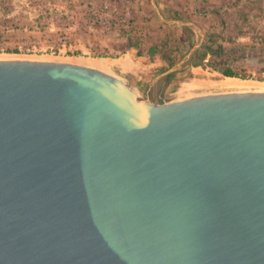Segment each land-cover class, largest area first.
<instances>
[{"label": "water", "instance_id": "water-1", "mask_svg": "<svg viewBox=\"0 0 264 264\" xmlns=\"http://www.w3.org/2000/svg\"><path fill=\"white\" fill-rule=\"evenodd\" d=\"M198 47L146 95L0 58V264H264V91L152 93Z\"/></svg>", "mask_w": 264, "mask_h": 264}, {"label": "rangeland", "instance_id": "rangeland-1", "mask_svg": "<svg viewBox=\"0 0 264 264\" xmlns=\"http://www.w3.org/2000/svg\"><path fill=\"white\" fill-rule=\"evenodd\" d=\"M154 2L160 15L152 0H0V58L107 59L113 63L111 73L128 78L146 95L148 84L162 74L159 69L177 65L212 34L208 45L225 50L212 61L233 66L241 79L264 83V0ZM163 18L191 21L195 27ZM200 47L152 93L163 90L162 98L172 101L234 91L210 85L223 79L218 71L193 66ZM137 61L150 68L134 73ZM198 81L204 85H194Z\"/></svg>", "mask_w": 264, "mask_h": 264}, {"label": "bare ground", "instance_id": "bare-ground-1", "mask_svg": "<svg viewBox=\"0 0 264 264\" xmlns=\"http://www.w3.org/2000/svg\"><path fill=\"white\" fill-rule=\"evenodd\" d=\"M67 62L90 66V67L97 68V69H100L106 72H110V69L113 66V63L107 59H96V58L76 59V60L74 59V60H69V61L67 60ZM196 73L198 75H201L200 71ZM194 85H197L199 87V86H203L204 83L198 81ZM210 85L214 87H218L220 89H229V90H234V91H264V83H256V82H253L250 80H244L238 77H225V78L223 77V79L217 80L213 84H210Z\"/></svg>", "mask_w": 264, "mask_h": 264}, {"label": "trees", "instance_id": "trees-1", "mask_svg": "<svg viewBox=\"0 0 264 264\" xmlns=\"http://www.w3.org/2000/svg\"><path fill=\"white\" fill-rule=\"evenodd\" d=\"M211 39H212V34H208L204 40L203 45L200 47V49L197 51V54L195 55L196 61L194 62L193 66H209L213 70L218 71L224 77L245 78V77L241 76L233 66L225 65V64L219 63L217 61H212V58L214 55L222 54L225 52V50L223 47H218V49H212V47L210 45H208L210 43ZM159 70L161 71V73H164L167 71L163 68H161ZM178 73L179 72L176 71V72H174L168 76H170V78H171ZM159 96L163 97V90L160 91Z\"/></svg>", "mask_w": 264, "mask_h": 264}, {"label": "crops", "instance_id": "crops-1", "mask_svg": "<svg viewBox=\"0 0 264 264\" xmlns=\"http://www.w3.org/2000/svg\"><path fill=\"white\" fill-rule=\"evenodd\" d=\"M168 1L170 2V0H168ZM171 2H172V1H171ZM149 68H150V66H146V65H145V66L143 67V66L141 65V62H140V61H137L136 64H135V69H134L133 72L137 74L139 71H141V70H146V69H149ZM194 69H195V68H194ZM196 69H198V68H196ZM120 72H124V71H123V70H120Z\"/></svg>", "mask_w": 264, "mask_h": 264}, {"label": "built area", "instance_id": "built-area-1", "mask_svg": "<svg viewBox=\"0 0 264 264\" xmlns=\"http://www.w3.org/2000/svg\"><path fill=\"white\" fill-rule=\"evenodd\" d=\"M105 2V1H104ZM107 2H105V4H106ZM105 7V9H107V6H104ZM104 7H103V9H104Z\"/></svg>", "mask_w": 264, "mask_h": 264}, {"label": "flooded vegetation", "instance_id": "flooded-vegetation-1", "mask_svg": "<svg viewBox=\"0 0 264 264\" xmlns=\"http://www.w3.org/2000/svg\"><path fill=\"white\" fill-rule=\"evenodd\" d=\"M158 94H159V93H158ZM158 94H157V95H158Z\"/></svg>", "mask_w": 264, "mask_h": 264}]
</instances>
